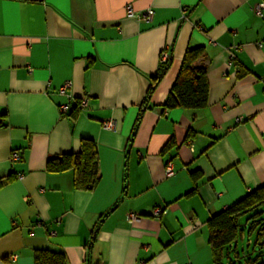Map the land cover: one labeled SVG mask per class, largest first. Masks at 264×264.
Wrapping results in <instances>:
<instances>
[{"label": "crops", "instance_id": "obj_1", "mask_svg": "<svg viewBox=\"0 0 264 264\" xmlns=\"http://www.w3.org/2000/svg\"><path fill=\"white\" fill-rule=\"evenodd\" d=\"M261 3L0 0V177L11 178L0 189V264H34L36 249L68 264H213L207 221L264 185ZM128 6L152 9L151 21L126 17ZM200 47L206 107L164 108L186 52ZM162 51L168 69L144 103ZM82 139L98 157L92 191L75 189L70 170H46Z\"/></svg>", "mask_w": 264, "mask_h": 264}, {"label": "trees", "instance_id": "obj_2", "mask_svg": "<svg viewBox=\"0 0 264 264\" xmlns=\"http://www.w3.org/2000/svg\"><path fill=\"white\" fill-rule=\"evenodd\" d=\"M203 55L204 49L201 47L186 52L164 108L195 111L206 107L209 87L207 68L200 62ZM169 62L170 59L167 63L160 64L157 74L150 78L144 103H147L164 77ZM46 170H70L73 172L75 189L92 191L99 181L98 157L94 143L89 139H82L77 153L48 159ZM10 180V176L0 177V189ZM207 228L213 264H264V185L212 216L207 221ZM246 235L254 240L252 257L244 248L239 249L238 246ZM33 260L34 264H68L64 253L49 249L34 250Z\"/></svg>", "mask_w": 264, "mask_h": 264}, {"label": "built area", "instance_id": "obj_3", "mask_svg": "<svg viewBox=\"0 0 264 264\" xmlns=\"http://www.w3.org/2000/svg\"><path fill=\"white\" fill-rule=\"evenodd\" d=\"M127 12H126V17L128 18H136V19H140L142 20L143 22L145 23H148L151 21L152 17H153V14H154V11L152 9H147L141 13H135L129 6L126 8ZM254 13L257 17L259 18H263L264 17V4L261 3V4H258L254 7ZM259 47H261V45L259 44ZM170 59V55L167 51H162L160 53V64H165L168 62V60ZM71 88V83H65L62 87H60L59 89V93L60 94H65L67 90H69ZM87 105V100L86 99H81L79 102H78V107L80 109L86 107ZM70 111V105L69 104H64V105H61L59 107V112L61 115H67ZM237 123L241 122L240 119H237L236 120ZM103 128L106 129V130H109V131H115V123L113 121H109V122H105L103 124ZM12 161H17L19 160V156L17 154H14L12 155V158H11ZM166 176H171L172 175V169H171V166L168 165L166 167ZM162 213V211L160 209H155L153 211V215L154 216H158ZM136 219V216L133 215V214H130L128 215V220L130 222L134 221Z\"/></svg>", "mask_w": 264, "mask_h": 264}, {"label": "rangeland", "instance_id": "obj_4", "mask_svg": "<svg viewBox=\"0 0 264 264\" xmlns=\"http://www.w3.org/2000/svg\"><path fill=\"white\" fill-rule=\"evenodd\" d=\"M250 242V243H249ZM252 237L249 238L247 235L245 236V240L243 241H240L239 242V249L241 248H244L245 249V252H249L251 254V257H252ZM255 254H258V252H256Z\"/></svg>", "mask_w": 264, "mask_h": 264}]
</instances>
